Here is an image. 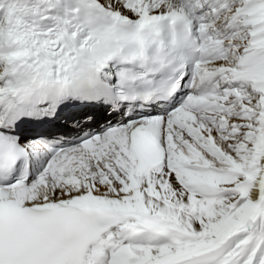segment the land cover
<instances>
[{
  "label": "snow or ice",
  "instance_id": "obj_1",
  "mask_svg": "<svg viewBox=\"0 0 264 264\" xmlns=\"http://www.w3.org/2000/svg\"><path fill=\"white\" fill-rule=\"evenodd\" d=\"M0 264H264V0H0Z\"/></svg>",
  "mask_w": 264,
  "mask_h": 264
}]
</instances>
